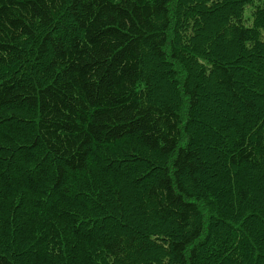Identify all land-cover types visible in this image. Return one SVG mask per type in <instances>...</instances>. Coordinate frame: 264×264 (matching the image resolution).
Returning a JSON list of instances; mask_svg holds the SVG:
<instances>
[{"label": "trees", "instance_id": "trees-1", "mask_svg": "<svg viewBox=\"0 0 264 264\" xmlns=\"http://www.w3.org/2000/svg\"><path fill=\"white\" fill-rule=\"evenodd\" d=\"M0 264H264V0H0Z\"/></svg>", "mask_w": 264, "mask_h": 264}, {"label": "rangeland", "instance_id": "rangeland-1", "mask_svg": "<svg viewBox=\"0 0 264 264\" xmlns=\"http://www.w3.org/2000/svg\"><path fill=\"white\" fill-rule=\"evenodd\" d=\"M249 10H250V8L246 9V16L249 14ZM247 23H250V22H247Z\"/></svg>", "mask_w": 264, "mask_h": 264}]
</instances>
